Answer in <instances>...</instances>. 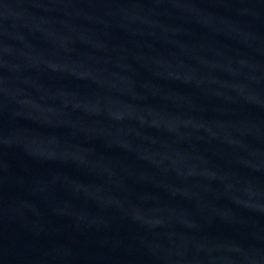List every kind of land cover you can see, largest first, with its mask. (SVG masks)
Instances as JSON below:
<instances>
[{"label":"water","instance_id":"95a60500","mask_svg":"<svg viewBox=\"0 0 264 264\" xmlns=\"http://www.w3.org/2000/svg\"><path fill=\"white\" fill-rule=\"evenodd\" d=\"M0 264H264V0H0Z\"/></svg>","mask_w":264,"mask_h":264}]
</instances>
